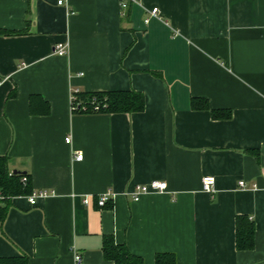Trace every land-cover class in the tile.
<instances>
[{"label":"crops","instance_id":"0c3cea01","mask_svg":"<svg viewBox=\"0 0 264 264\" xmlns=\"http://www.w3.org/2000/svg\"><path fill=\"white\" fill-rule=\"evenodd\" d=\"M57 1L0 0V156L28 177L0 201V257L75 264V249L80 264H115L112 237L143 264L159 252L264 264V0ZM75 90H136L145 105L75 112ZM153 178L166 191L132 200ZM34 189L51 193L31 205ZM240 214L254 222L250 250L236 249Z\"/></svg>","mask_w":264,"mask_h":264},{"label":"trees","instance_id":"16d2710c","mask_svg":"<svg viewBox=\"0 0 264 264\" xmlns=\"http://www.w3.org/2000/svg\"><path fill=\"white\" fill-rule=\"evenodd\" d=\"M76 99L81 103H85L87 108L81 110L76 108V111L91 113H120V112H135L142 110L145 105V98L142 93L136 90H108L105 92L93 91L90 93L77 91ZM98 105V109L94 110V103ZM196 101L194 100V105ZM202 107H207L205 100H200ZM197 105V103H196ZM75 111V112H76ZM214 117L228 116V112L212 110ZM27 174H15L9 170V159L6 155L0 156V189L5 196L19 195L28 191L26 183L22 182L21 177ZM5 198L0 199L4 201ZM6 216V205L0 206V230L2 231L3 222ZM235 241L237 250H250L254 247V222L248 216L240 214L235 220ZM103 253L106 259H112L115 264H143V259L132 254L126 244H117L112 237L105 238L103 241ZM155 264H177L176 258L172 252H159L155 255ZM27 256L21 254L16 257H0V264H28Z\"/></svg>","mask_w":264,"mask_h":264},{"label":"built area","instance_id":"2783aa9c","mask_svg":"<svg viewBox=\"0 0 264 264\" xmlns=\"http://www.w3.org/2000/svg\"><path fill=\"white\" fill-rule=\"evenodd\" d=\"M65 0H58L57 4H61L63 3ZM131 0H119V6L120 8L124 9L127 7L128 3ZM151 12L153 14H156L157 12V8L153 7ZM147 21V19L145 20ZM68 50V46L66 42H59L54 44L53 46V53L56 55H64L67 53ZM76 92L77 90H75L73 93H71V110L72 111H76V108H79L81 110H85L87 108V105L85 103H81L79 100L76 99ZM91 103H94V99L91 101ZM93 109L96 110L98 109V105L94 103ZM66 141H69V137L66 138ZM75 160H80L82 159V153L81 152H77L76 155H74ZM22 182L26 181V176H22L21 177ZM201 183H202V188L203 190L209 192V193H213L214 192V177L213 175L210 176H204L201 179ZM167 185L165 181L161 180V179H157V178H153L147 182H137V184H134V187L131 191V196H132V200L137 201V199H139V197L142 194H146V193H152V192H163L166 191ZM239 185L244 186L245 182L243 180H239ZM51 192L46 190V189H34L31 193H29L27 195V200L28 203H30L31 205H35V202L38 198H42V197H46L50 194ZM112 194L111 192L108 190L107 192L102 193L101 195L98 196V198L96 199L98 205L100 207H103L108 200L111 198ZM6 195L4 196L1 189H0V199L5 198ZM85 202L86 199L84 198ZM72 256H73V260L75 261V264H80L82 262V256L81 253H79L77 250L72 249Z\"/></svg>","mask_w":264,"mask_h":264},{"label":"water","instance_id":"95a60500","mask_svg":"<svg viewBox=\"0 0 264 264\" xmlns=\"http://www.w3.org/2000/svg\"><path fill=\"white\" fill-rule=\"evenodd\" d=\"M12 173H15V174H19V173H23V171H18V170H16V169H13L12 171H11Z\"/></svg>","mask_w":264,"mask_h":264}]
</instances>
